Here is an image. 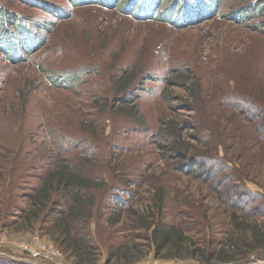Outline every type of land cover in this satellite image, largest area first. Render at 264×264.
Masks as SVG:
<instances>
[{"label":"rangeland","instance_id":"1","mask_svg":"<svg viewBox=\"0 0 264 264\" xmlns=\"http://www.w3.org/2000/svg\"><path fill=\"white\" fill-rule=\"evenodd\" d=\"M70 1L0 0L9 17L0 16V259L78 261L47 235L49 223L27 231L21 217L57 157L87 154L106 185L87 223L97 264H264L261 250L248 253L258 242L245 230L264 235V24L256 29L264 16L236 14L254 0H216L210 18L200 6L158 23ZM25 30L40 38L38 50L10 60L2 49L19 39L5 37L28 40ZM75 71L85 72L76 85L49 80ZM123 77L132 85L121 96ZM134 104L142 122L129 114ZM119 196L124 217L111 225ZM162 199V221L192 244L181 257L156 253L150 230L131 217ZM122 250L127 258L113 256ZM220 254L235 259L215 260Z\"/></svg>","mask_w":264,"mask_h":264},{"label":"trees","instance_id":"2","mask_svg":"<svg viewBox=\"0 0 264 264\" xmlns=\"http://www.w3.org/2000/svg\"><path fill=\"white\" fill-rule=\"evenodd\" d=\"M79 1L80 0H71L70 2H72L71 5L76 8L93 6L106 10H114L121 15L144 22H166L164 19L167 18V16L168 18H170L171 15H177L180 17L179 12L182 10H184V14H186V11L193 8H199L200 6L206 9L204 14H202L205 17L210 18L212 15L218 14V8H215L216 0H211L212 3H206L205 7L200 3V1H202V3L205 4L204 0H86L84 3H80ZM36 4L39 7H44L42 3ZM51 10L54 9L52 8ZM243 10L244 11H242L241 14L239 11L236 12L237 17L243 16V18L249 17V19L263 17L264 0H254L252 4H248ZM58 11V14L61 15V18L63 19L70 13L69 11L63 12L62 10H59V8ZM4 12L5 10L0 13V16L4 17V19H6V23H8L9 21L7 18L9 17ZM157 14L158 17H155ZM192 18L193 20H188V22L190 21L192 24L201 19L199 15L198 17L192 16ZM19 20V18H15V21L19 22ZM187 24L188 23L186 22L178 26H185ZM263 24L264 20L259 21L256 25V29L262 30L261 28ZM15 25L18 28L19 33H22L23 30L17 26V22L13 23V26ZM22 27L23 29L26 28L25 25H22ZM26 33V38L28 40H20V35H13V33L8 34L5 37V40L11 37L12 39H19L21 41L17 40L15 44L14 41L10 44H6L5 48L8 51L2 49L3 52L11 55L9 56L10 60L23 61L25 59V55L35 52L36 49L38 50V41L40 38L35 39L30 32L26 31ZM43 40H41V42H43ZM11 48L13 49L12 51ZM18 53L21 56H18ZM84 73L85 72L83 71L67 72L66 77L63 78L61 82H57L52 79L49 80L51 83L59 84L60 86L63 83L67 84V87H69L70 84L76 85L77 82L82 80L81 76L84 75ZM124 77L117 79L119 84L118 93L121 94V96L129 93L132 85V82L126 84L127 82H125L126 80ZM129 111L130 116L135 118L138 122H142L144 120V116L135 104L129 108ZM74 148L71 147L70 150ZM85 153L86 152H84L83 155ZM92 167H94V159L89 157L87 154L86 157L73 156L68 159L57 157L43 174L40 185L35 189V192L31 196L29 208L24 211V214L21 217L22 227L25 226L24 230L27 231L44 229L43 226L49 223L50 226L45 230L47 235L50 236L62 252L74 255L78 259L75 264H97L99 262L98 248L92 244L90 232L87 231V223L94 219V215L99 211V197L95 195V192L105 189L106 185L104 181L96 179L92 176ZM244 188L246 190L247 187ZM113 203L117 207L114 209L115 212L108 216L107 221L111 225H116L121 223L123 220L122 217L124 216L122 215V211L124 209L120 207V205H125L126 201L119 196L114 199ZM163 203V199L155 203L154 208L151 207L152 211L147 214H140L130 209L132 212L131 217L135 219V223L138 224L139 227L150 230L149 240L151 241V246L154 247L156 253H171L178 251L179 253H174L170 256L181 257L183 244H186L189 248H191L190 246L192 244L189 242V238L186 237V234L181 226L167 224L162 221L164 215ZM155 209L157 210V214L154 213ZM237 218L238 217L236 215H233L234 224L238 221ZM242 224L243 222L240 223L239 221V223H237V227L241 226L242 229H244ZM84 230L85 232L87 231L86 234H82ZM245 230L246 232H251V238L247 237L250 241L256 240L258 242L256 249L253 248V250L248 253L255 252L258 249L264 253L263 232L258 231L255 227ZM230 242L232 245H238V243L234 240H231ZM113 254L115 257H128L127 252L124 250L120 251V253L119 251L116 253L114 252ZM232 259H235L234 255L230 256L220 254L217 258H215V260L225 262L232 261ZM1 261H4L5 264H14L13 262H15L5 259H0V263H2ZM127 264H132V262L128 261Z\"/></svg>","mask_w":264,"mask_h":264},{"label":"built area","instance_id":"3","mask_svg":"<svg viewBox=\"0 0 264 264\" xmlns=\"http://www.w3.org/2000/svg\"><path fill=\"white\" fill-rule=\"evenodd\" d=\"M29 262H32V263H34V264H44V262H42V261H38V260H36V261H34V260H30Z\"/></svg>","mask_w":264,"mask_h":264}]
</instances>
